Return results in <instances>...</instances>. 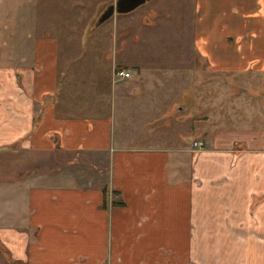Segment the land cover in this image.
<instances>
[{
    "label": "crops",
    "instance_id": "1",
    "mask_svg": "<svg viewBox=\"0 0 264 264\" xmlns=\"http://www.w3.org/2000/svg\"><path fill=\"white\" fill-rule=\"evenodd\" d=\"M198 1L203 15L182 34L174 68L209 73L214 105L231 72L264 86V18L254 11L262 0ZM21 15L0 22V264H264V125L211 107L196 120L203 146L194 151L188 139L116 142L108 80L72 70L58 94L60 42ZM118 64L110 83L120 112L139 110L140 128L179 101L165 83L154 92L155 68ZM187 87L179 90L192 104Z\"/></svg>",
    "mask_w": 264,
    "mask_h": 264
},
{
    "label": "rangeland",
    "instance_id": "2",
    "mask_svg": "<svg viewBox=\"0 0 264 264\" xmlns=\"http://www.w3.org/2000/svg\"><path fill=\"white\" fill-rule=\"evenodd\" d=\"M114 1L0 0V22H5L1 23V27L6 28V20L10 18L16 24L23 13L27 22L31 23L33 19L36 23L33 25H37L38 33L55 35L58 38L60 42L59 77L56 84L58 94L67 89L72 70H83L85 75L91 77L88 79L91 81L96 77L97 80H102V83L108 80V112L114 119L113 137L116 142L132 139L131 143L166 145L173 141L184 143L188 139L190 148L194 151L196 149L192 144L194 137L202 135L200 128L196 127V120L205 115L208 109L214 112V108L221 114L243 116L247 123L264 125V100L261 101L255 95H251L253 91L264 98V86L251 84L249 72H246L244 77L238 76L239 74L236 76L233 72L230 76H222L227 86L221 88V94L214 105L211 102L212 87L205 84L206 80L211 78L209 73L197 70L186 72L174 68L172 57L181 45L182 34L191 30V22L195 16L203 15V8L199 11V1L190 0V6L186 9L190 13V23L186 26L188 30L184 29L181 19L183 0H148L130 12L114 13L109 20L94 26L97 16L106 4ZM263 2L259 1V6L254 10L257 9L256 13L260 20L264 18ZM207 28V23L202 24L198 32H206ZM115 61L119 63L115 65L116 68L121 67L122 62L138 64L147 71L155 68L150 77V81L156 85L153 87L154 92H160L161 84L165 83L162 87L164 92L169 95L171 93L172 98H179V101L168 102L165 108L167 115L164 113L162 116L143 120L145 128H140V112L134 106L129 107L125 104V110L120 112L123 109L118 104L116 85L110 83V69ZM131 67L134 69V66ZM143 73L146 71L143 70L141 74ZM140 82L138 79L137 83L130 86L132 97L141 96ZM181 86H188L186 95H192V104L190 99L182 97L185 92L182 94V90H179ZM240 89L246 91L240 92ZM92 93L94 95V89ZM168 115L171 117L166 118ZM202 123L205 125L204 121ZM129 130L134 131L127 134L126 131ZM139 130L140 135H135V131ZM17 187L13 185L12 189L17 190ZM2 192L0 191L1 196ZM1 196L0 201L3 200ZM19 200L13 197L14 206L20 205Z\"/></svg>",
    "mask_w": 264,
    "mask_h": 264
},
{
    "label": "water",
    "instance_id": "3",
    "mask_svg": "<svg viewBox=\"0 0 264 264\" xmlns=\"http://www.w3.org/2000/svg\"><path fill=\"white\" fill-rule=\"evenodd\" d=\"M146 1L148 0H115L114 2H109L97 16L94 26L100 25L114 13L130 12Z\"/></svg>",
    "mask_w": 264,
    "mask_h": 264
},
{
    "label": "built area",
    "instance_id": "4",
    "mask_svg": "<svg viewBox=\"0 0 264 264\" xmlns=\"http://www.w3.org/2000/svg\"><path fill=\"white\" fill-rule=\"evenodd\" d=\"M130 71L124 70V69H115L114 70V76L122 78V77H127L129 76ZM193 146L196 147V149H199L203 146V141L202 140H193L192 142Z\"/></svg>",
    "mask_w": 264,
    "mask_h": 264
},
{
    "label": "trees",
    "instance_id": "5",
    "mask_svg": "<svg viewBox=\"0 0 264 264\" xmlns=\"http://www.w3.org/2000/svg\"><path fill=\"white\" fill-rule=\"evenodd\" d=\"M104 191H105V189H104Z\"/></svg>",
    "mask_w": 264,
    "mask_h": 264
},
{
    "label": "flooded vegetation",
    "instance_id": "6",
    "mask_svg": "<svg viewBox=\"0 0 264 264\" xmlns=\"http://www.w3.org/2000/svg\"><path fill=\"white\" fill-rule=\"evenodd\" d=\"M109 3V2H108Z\"/></svg>",
    "mask_w": 264,
    "mask_h": 264
}]
</instances>
